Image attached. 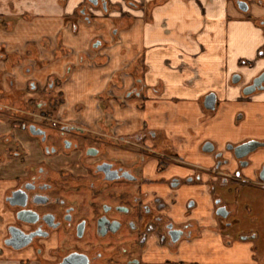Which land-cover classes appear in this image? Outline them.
Listing matches in <instances>:
<instances>
[{
  "label": "crops",
  "instance_id": "0c3cea01",
  "mask_svg": "<svg viewBox=\"0 0 264 264\" xmlns=\"http://www.w3.org/2000/svg\"><path fill=\"white\" fill-rule=\"evenodd\" d=\"M84 1L0 0L3 95L23 92L27 84L39 89L49 78L67 75L54 88L62 96L58 113L65 120H113L122 134L146 130L152 140L162 141L166 154L201 169L215 166L219 177L238 173L256 181L264 148L241 167L227 147L264 143V90L243 94L264 73V0H108L120 12L96 16L90 24L74 22L71 15ZM238 2L247 4V12ZM43 39L50 40L51 52L36 45ZM59 39L69 53L54 60ZM97 39L101 44L93 49ZM36 49L32 58L48 61L45 66L26 73L29 58L11 64V57ZM96 59L100 64L88 65ZM133 87L138 91L129 95ZM211 94L215 108L209 112L203 102ZM10 134L9 123L0 119V139ZM205 143L213 146V154L203 152ZM145 172L150 180L182 175L172 166L158 174L154 161ZM204 181L203 176L202 192ZM214 245L202 264H256L255 246L248 241H233L226 249L220 240ZM10 262L19 264L11 255L0 257V264Z\"/></svg>",
  "mask_w": 264,
  "mask_h": 264
},
{
  "label": "flooded vegetation",
  "instance_id": "af4514ba",
  "mask_svg": "<svg viewBox=\"0 0 264 264\" xmlns=\"http://www.w3.org/2000/svg\"><path fill=\"white\" fill-rule=\"evenodd\" d=\"M78 9L75 16L87 24L119 11L108 0H85ZM100 44L97 39L92 48ZM98 64V59L88 63ZM58 108L36 104L28 113L33 120L11 128L37 146L30 155L19 141L20 152L7 145L0 186V257L11 255L19 264H202L216 250L215 240L226 249L233 241L256 239V234L233 231L240 222L231 223L228 217L236 219L240 209L225 200L237 186L259 185L264 164L254 182L238 173L219 177L215 166L201 169L164 153L167 147L146 130L122 134L119 122L104 118L90 124L62 121ZM54 113L61 121L52 120ZM5 141L12 142L10 137ZM248 143L259 146L236 159L234 149ZM242 145L227 149L245 167L248 156L264 143ZM209 146L212 151L205 152ZM202 150L214 153L210 143ZM145 159L156 163L158 174L172 166L182 175L150 180Z\"/></svg>",
  "mask_w": 264,
  "mask_h": 264
},
{
  "label": "rangeland",
  "instance_id": "374dc122",
  "mask_svg": "<svg viewBox=\"0 0 264 264\" xmlns=\"http://www.w3.org/2000/svg\"><path fill=\"white\" fill-rule=\"evenodd\" d=\"M88 11L90 12L91 9H88ZM76 12L77 11L74 10L72 13L73 15H71L74 19V22L77 20V17L75 16ZM36 45L41 46L43 52L46 51L51 52L49 39H43L39 44ZM31 46L32 47L30 48H33L32 44ZM37 51L39 52V50L36 49L34 51L35 54H33L31 50H27V53L24 56L17 58L15 60L13 59L14 57H11L10 58L11 64L21 65L23 58H29L31 62L28 65L24 66V70L28 68L30 69V73H32L36 69H39L48 63V61L38 62L36 58H32V56H35L38 53ZM52 53L54 56L53 59L56 60L57 58L60 57V55L69 53V50L66 51L65 49L62 48L59 39L57 42V48L54 49ZM64 76L66 77L67 75ZM65 77L61 78L60 80L53 77L49 78L45 86L42 87L38 85L39 89H37V91L34 92L32 91L29 84L25 86L23 92H20L18 94H11V95H3L0 88V119L8 122L10 128H12L15 127L19 122L33 120V117H31L28 113L35 111L34 107L36 106V104L59 107V105L63 101L62 96L59 95L54 88L60 87V84L62 83V81L65 80L64 79ZM52 120L61 121V119L56 118V113L53 114ZM62 121H68V120H65V117H63ZM7 137H10L12 142H9L7 144L5 138L0 139V182L1 183L3 180V178L1 179V175L3 171L6 169L5 165H6V161L8 160L6 155L7 147L9 146L13 147L14 150L20 152L18 145V141H19L21 143V146H23V151L28 152V154L32 155L35 153L37 146L36 142L30 140L25 134H17L12 129H11V134L8 135ZM145 160L146 161L143 162L144 165L147 164V162L149 163L148 160L150 159H145ZM258 184L259 185L257 186L252 185L244 188L243 187L238 188L237 186L238 191L233 192V196L230 198L228 197L227 200L225 201L227 202L232 201L236 203L240 209L239 215L236 218L237 220L234 219L233 216L228 217V221L231 223L238 224V222H240V225H238L237 228H235L233 231H235L236 233L237 232L236 230L238 229L240 233L245 232L246 234H250V235L256 234V239L250 240L248 242L252 243L255 246V251L257 252V256L255 258L256 264H264V183L259 182ZM0 197H1V190H0ZM0 210H1V198H0ZM1 225H2V219H0V226ZM10 264H15V263L10 262Z\"/></svg>",
  "mask_w": 264,
  "mask_h": 264
},
{
  "label": "water",
  "instance_id": "95a60500",
  "mask_svg": "<svg viewBox=\"0 0 264 264\" xmlns=\"http://www.w3.org/2000/svg\"><path fill=\"white\" fill-rule=\"evenodd\" d=\"M238 9L242 12H247L248 7L247 4L244 2H238L237 3ZM237 79L233 78V82H236ZM264 89V73H262L260 76H258L256 79L253 80L252 85L244 89V95H250L256 90H263ZM203 108L207 111H213L215 108V98L214 96L208 95L205 97L203 102ZM259 144L256 143H248L242 146H239L234 149V155L236 159H241L248 155L250 152L254 151ZM205 152H211L212 148L209 146V148H203ZM259 178L262 182H264V166L262 167ZM220 214V213H219ZM220 216L225 217V214H220Z\"/></svg>",
  "mask_w": 264,
  "mask_h": 264
},
{
  "label": "trees",
  "instance_id": "16d2710c",
  "mask_svg": "<svg viewBox=\"0 0 264 264\" xmlns=\"http://www.w3.org/2000/svg\"><path fill=\"white\" fill-rule=\"evenodd\" d=\"M260 52H261V55L264 56V49H262Z\"/></svg>",
  "mask_w": 264,
  "mask_h": 264
}]
</instances>
